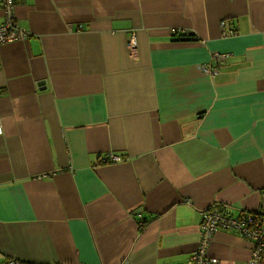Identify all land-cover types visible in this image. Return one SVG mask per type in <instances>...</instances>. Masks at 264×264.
Returning a JSON list of instances; mask_svg holds the SVG:
<instances>
[{
	"label": "crops",
	"instance_id": "0c3cea01",
	"mask_svg": "<svg viewBox=\"0 0 264 264\" xmlns=\"http://www.w3.org/2000/svg\"><path fill=\"white\" fill-rule=\"evenodd\" d=\"M13 3L27 36L0 47V264H187L203 212L264 225V0ZM251 250L219 229L207 254Z\"/></svg>",
	"mask_w": 264,
	"mask_h": 264
},
{
	"label": "built area",
	"instance_id": "2783aa9c",
	"mask_svg": "<svg viewBox=\"0 0 264 264\" xmlns=\"http://www.w3.org/2000/svg\"><path fill=\"white\" fill-rule=\"evenodd\" d=\"M4 11V21L0 23V47L7 43L26 38V33L18 26L14 16L13 0H1ZM135 37L130 36L128 49L135 50ZM227 57L225 54L214 55L213 61L218 64ZM205 75L214 77L218 75L217 67L205 65L201 67ZM1 133V125H0ZM121 161L120 156L110 154L106 163H118ZM234 231L240 237L252 244V250L245 264H260L264 251V225L252 213H241L232 216L226 212L217 210H207L202 213V221L199 226V242L197 249L188 258L187 264H222L217 258L207 254L209 241L213 234L219 230ZM9 264H15L10 262Z\"/></svg>",
	"mask_w": 264,
	"mask_h": 264
},
{
	"label": "trees",
	"instance_id": "16d2710c",
	"mask_svg": "<svg viewBox=\"0 0 264 264\" xmlns=\"http://www.w3.org/2000/svg\"><path fill=\"white\" fill-rule=\"evenodd\" d=\"M252 214H254L258 219H260V215L259 214L255 213V212H252Z\"/></svg>",
	"mask_w": 264,
	"mask_h": 264
}]
</instances>
